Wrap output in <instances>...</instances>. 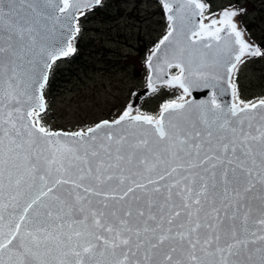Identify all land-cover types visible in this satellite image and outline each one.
<instances>
[{
    "label": "snow or ice",
    "instance_id": "snow-or-ice-1",
    "mask_svg": "<svg viewBox=\"0 0 264 264\" xmlns=\"http://www.w3.org/2000/svg\"><path fill=\"white\" fill-rule=\"evenodd\" d=\"M159 2L147 86L182 95L152 114L132 92L64 131L45 123L48 73L102 0H0V264H264V98L234 80L264 52L237 26L245 9ZM202 87L209 100L186 98Z\"/></svg>",
    "mask_w": 264,
    "mask_h": 264
},
{
    "label": "rangeland",
    "instance_id": "rangeland-1",
    "mask_svg": "<svg viewBox=\"0 0 264 264\" xmlns=\"http://www.w3.org/2000/svg\"><path fill=\"white\" fill-rule=\"evenodd\" d=\"M219 13L230 5L245 9L235 21L247 42L264 52V0H204ZM74 53L57 60L44 89L51 130L74 131L84 124L114 118L138 94L136 106L157 114L165 101L181 91L147 86V57L167 31L158 0H102L80 17ZM175 74L177 70L168 71ZM240 99L264 98V55L246 57L234 74ZM175 96V97H173Z\"/></svg>",
    "mask_w": 264,
    "mask_h": 264
},
{
    "label": "water",
    "instance_id": "water-1",
    "mask_svg": "<svg viewBox=\"0 0 264 264\" xmlns=\"http://www.w3.org/2000/svg\"><path fill=\"white\" fill-rule=\"evenodd\" d=\"M160 6H161V4H160ZM164 17L166 19L165 13H164ZM166 21H167V19H166ZM167 24H168V21H167ZM147 70H148V78H149L151 73H150V70L148 69V67H147ZM148 78H147V81H148ZM225 87H227V86L225 85ZM211 94H212V89L202 87L201 89L194 91L192 96L187 97V99H192L194 97L197 101L209 100L211 98ZM217 99H218V102H220L222 104H231L234 101L233 97L231 95L230 89H228L223 96H219Z\"/></svg>",
    "mask_w": 264,
    "mask_h": 264
},
{
    "label": "bare ground",
    "instance_id": "bare-ground-1",
    "mask_svg": "<svg viewBox=\"0 0 264 264\" xmlns=\"http://www.w3.org/2000/svg\"><path fill=\"white\" fill-rule=\"evenodd\" d=\"M244 35V34H243ZM244 39L246 40V36L244 35ZM247 41V40H246ZM64 57H62V58H60V59H63ZM59 59V60H60ZM178 90H180V89H178ZM181 91V90H180ZM181 93H182V91H181ZM187 98V97H186ZM233 102H235V101H233Z\"/></svg>",
    "mask_w": 264,
    "mask_h": 264
},
{
    "label": "trees",
    "instance_id": "trees-1",
    "mask_svg": "<svg viewBox=\"0 0 264 264\" xmlns=\"http://www.w3.org/2000/svg\"><path fill=\"white\" fill-rule=\"evenodd\" d=\"M173 97H175V96H173Z\"/></svg>",
    "mask_w": 264,
    "mask_h": 264
}]
</instances>
